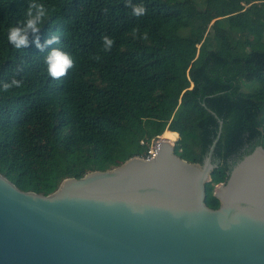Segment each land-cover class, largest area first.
I'll return each instance as SVG.
<instances>
[{"label":"trees","instance_id":"1","mask_svg":"<svg viewBox=\"0 0 264 264\" xmlns=\"http://www.w3.org/2000/svg\"><path fill=\"white\" fill-rule=\"evenodd\" d=\"M29 2L0 0V174L50 195L67 178L146 157L165 134L181 142L180 158L201 164L220 118L205 200L219 208L216 186L264 147V0H131L146 8L142 16L128 0H37L47 9L39 42L55 34L59 44L41 51L30 34L18 51L8 28ZM56 48L73 60L59 79L45 64ZM13 78L22 87L4 91ZM254 81L258 89L242 91Z\"/></svg>","mask_w":264,"mask_h":264},{"label":"water","instance_id":"2","mask_svg":"<svg viewBox=\"0 0 264 264\" xmlns=\"http://www.w3.org/2000/svg\"><path fill=\"white\" fill-rule=\"evenodd\" d=\"M218 121L201 164L163 139L150 159L67 178L50 195L0 174V264H264V147L216 186L219 208L205 202Z\"/></svg>","mask_w":264,"mask_h":264},{"label":"clouds","instance_id":"3","mask_svg":"<svg viewBox=\"0 0 264 264\" xmlns=\"http://www.w3.org/2000/svg\"><path fill=\"white\" fill-rule=\"evenodd\" d=\"M128 6L132 8V14L134 16H142L146 14V8L142 5H135L128 0ZM47 15V9L41 3H37V0H30L25 10L24 18L16 21L13 26L8 28V42L16 50H23L27 48L29 42V35L35 37V44L38 49L44 51V49L51 44H59V36L51 35V39L47 40L44 45L40 44V37L36 35L42 28L40 25L43 23L45 16ZM147 39V35L144 36ZM105 47V51H110L114 41L105 36L102 38ZM45 64L47 66V74L53 79H59L67 74L68 69L73 67V60L69 54L63 52L60 48L52 49L45 56ZM3 90L8 91L11 88L22 87V81L13 78L10 82L3 84Z\"/></svg>","mask_w":264,"mask_h":264},{"label":"rangeland","instance_id":"4","mask_svg":"<svg viewBox=\"0 0 264 264\" xmlns=\"http://www.w3.org/2000/svg\"><path fill=\"white\" fill-rule=\"evenodd\" d=\"M246 8H247V6H246ZM260 85H261V83L258 82V81H254V82H246V83L243 84L242 91H243V92H246V93H248V92H252V91L258 89V88L260 87ZM162 138H164V139H169V140H171V141H174L173 138H172L169 134H165ZM178 138H179V137H178ZM175 144H176V146H177V145H180L181 142L178 141V142H176Z\"/></svg>","mask_w":264,"mask_h":264},{"label":"built area","instance_id":"5","mask_svg":"<svg viewBox=\"0 0 264 264\" xmlns=\"http://www.w3.org/2000/svg\"><path fill=\"white\" fill-rule=\"evenodd\" d=\"M163 139L164 138H162V136L154 138L150 142L149 145L146 142L142 141V145H148L149 146L148 151H147V155H146V157H143V158H145V159L152 158L155 155V153L157 152V150H158L160 141H162Z\"/></svg>","mask_w":264,"mask_h":264},{"label":"crops","instance_id":"6","mask_svg":"<svg viewBox=\"0 0 264 264\" xmlns=\"http://www.w3.org/2000/svg\"><path fill=\"white\" fill-rule=\"evenodd\" d=\"M166 132H169V131H166ZM172 133V132H171ZM173 133H175V132H173ZM177 134V133H176ZM178 135V134H177ZM163 137V136H162ZM178 137H179V135H178Z\"/></svg>","mask_w":264,"mask_h":264},{"label":"bare ground","instance_id":"7","mask_svg":"<svg viewBox=\"0 0 264 264\" xmlns=\"http://www.w3.org/2000/svg\"><path fill=\"white\" fill-rule=\"evenodd\" d=\"M170 141H171V140H170ZM171 142L175 143L174 141H171Z\"/></svg>","mask_w":264,"mask_h":264}]
</instances>
